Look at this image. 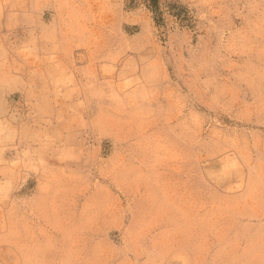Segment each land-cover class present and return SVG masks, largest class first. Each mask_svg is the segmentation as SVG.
Instances as JSON below:
<instances>
[{"label": "rangeland", "instance_id": "1", "mask_svg": "<svg viewBox=\"0 0 264 264\" xmlns=\"http://www.w3.org/2000/svg\"><path fill=\"white\" fill-rule=\"evenodd\" d=\"M0 264H264V0H0Z\"/></svg>", "mask_w": 264, "mask_h": 264}]
</instances>
